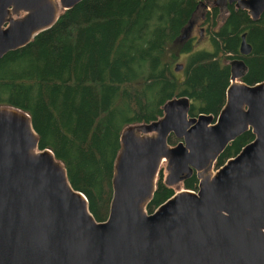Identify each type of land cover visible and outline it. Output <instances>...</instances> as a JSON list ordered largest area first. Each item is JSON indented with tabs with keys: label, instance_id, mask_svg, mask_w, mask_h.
<instances>
[{
	"label": "water",
	"instance_id": "water-1",
	"mask_svg": "<svg viewBox=\"0 0 264 264\" xmlns=\"http://www.w3.org/2000/svg\"><path fill=\"white\" fill-rule=\"evenodd\" d=\"M82 1L0 0V60ZM215 4L223 11L233 5L252 22L264 14V0ZM239 51L251 53L245 35ZM228 65L217 117H191L189 99L177 97L157 121L122 131L103 222L72 188L63 164L39 149L29 116L0 106V264H264V82H241L240 59ZM247 132L253 140L216 169L228 145ZM163 163L167 187L195 173L197 190H180L149 214Z\"/></svg>",
	"mask_w": 264,
	"mask_h": 264
},
{
	"label": "trees",
	"instance_id": "trees-1",
	"mask_svg": "<svg viewBox=\"0 0 264 264\" xmlns=\"http://www.w3.org/2000/svg\"><path fill=\"white\" fill-rule=\"evenodd\" d=\"M200 9L212 52L193 51L195 42L186 35ZM242 35L251 47L248 56L239 51ZM186 54L175 72L172 64ZM235 59L245 64L241 82H264V14L252 22L227 6L223 16L215 0H83L0 60V106L29 116L39 149L63 164L72 188L103 222L122 131L157 121L165 103L177 97L189 99L191 117H217L230 84L228 63ZM253 138L247 132L229 144L215 168ZM168 143L177 141L170 137ZM197 184L193 173L182 186L196 191ZM174 194L159 173L147 212Z\"/></svg>",
	"mask_w": 264,
	"mask_h": 264
},
{
	"label": "rangeland",
	"instance_id": "rangeland-1",
	"mask_svg": "<svg viewBox=\"0 0 264 264\" xmlns=\"http://www.w3.org/2000/svg\"><path fill=\"white\" fill-rule=\"evenodd\" d=\"M224 16V15H223ZM204 19H205V12L202 11V9L198 10L197 13L195 14V16L193 17L191 23L187 26V30H186V35L188 37H194L195 39L200 38L199 32L202 33V38L200 39L199 42H195V45L193 46L194 49L193 51H208V52H212L213 48L211 46V43L209 41V39L207 38V32H205V30L203 31L204 28H206L205 23H204ZM202 30V31H200ZM177 48V44H175L174 49ZM187 54L186 55H180L179 58L175 61L174 64H172V67L174 68L175 65L177 64H183L185 59L187 58ZM159 173H162L163 175V180L166 176V172H165V164L163 163L159 169L158 175ZM158 175L156 177V180L158 178ZM173 189L176 192H179L180 190H185L182 186V183L179 185H176L173 187Z\"/></svg>",
	"mask_w": 264,
	"mask_h": 264
},
{
	"label": "flooded vegetation",
	"instance_id": "flooded-vegetation-1",
	"mask_svg": "<svg viewBox=\"0 0 264 264\" xmlns=\"http://www.w3.org/2000/svg\"><path fill=\"white\" fill-rule=\"evenodd\" d=\"M227 6H233V5H226V9H227ZM222 11V13H223V15H225L226 16V14H225V12H226V10L225 11H223V10H221ZM205 30V28L203 29V31ZM200 31H202V30H200ZM201 32H199V34H200ZM199 37H200V35H198ZM192 39H193V42H196V41H198L199 40V38L198 39H195L194 37H191Z\"/></svg>",
	"mask_w": 264,
	"mask_h": 264
}]
</instances>
